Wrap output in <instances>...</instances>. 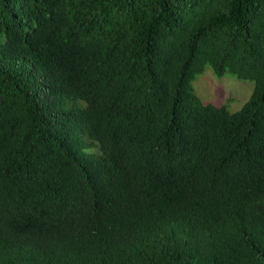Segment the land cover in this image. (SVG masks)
<instances>
[{
	"label": "trees",
	"instance_id": "16d2710c",
	"mask_svg": "<svg viewBox=\"0 0 264 264\" xmlns=\"http://www.w3.org/2000/svg\"><path fill=\"white\" fill-rule=\"evenodd\" d=\"M0 264H264V0H0Z\"/></svg>",
	"mask_w": 264,
	"mask_h": 264
},
{
	"label": "rangeland",
	"instance_id": "374dc122",
	"mask_svg": "<svg viewBox=\"0 0 264 264\" xmlns=\"http://www.w3.org/2000/svg\"><path fill=\"white\" fill-rule=\"evenodd\" d=\"M196 93L205 103L225 106L231 112L240 110L254 91V82L239 79L232 73L217 76L210 66L194 81ZM68 101V106L71 100Z\"/></svg>",
	"mask_w": 264,
	"mask_h": 264
}]
</instances>
